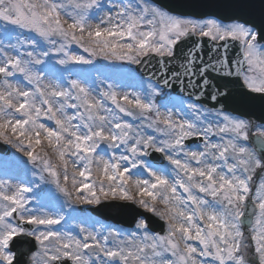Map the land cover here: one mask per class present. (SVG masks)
Returning <instances> with one entry per match:
<instances>
[{
	"label": "snow or ice",
	"instance_id": "6c2138e0",
	"mask_svg": "<svg viewBox=\"0 0 264 264\" xmlns=\"http://www.w3.org/2000/svg\"><path fill=\"white\" fill-rule=\"evenodd\" d=\"M97 60L148 75L138 90L97 86L75 71ZM256 99L264 0L259 23L158 0H0V143L24 158L23 175L0 179V264H264V123L233 106ZM37 177L65 198L59 209L39 203ZM109 197L155 219L136 212L131 232L59 227L64 207Z\"/></svg>",
	"mask_w": 264,
	"mask_h": 264
},
{
	"label": "water",
	"instance_id": "95a60500",
	"mask_svg": "<svg viewBox=\"0 0 264 264\" xmlns=\"http://www.w3.org/2000/svg\"><path fill=\"white\" fill-rule=\"evenodd\" d=\"M159 3L168 5L171 11L177 15L192 16L195 18H202L205 16H215V17H225L239 15L244 19L253 20L256 23L260 22V0H158ZM244 5H253L254 7H245ZM208 43L205 42V47ZM180 49H177L179 54ZM231 55H235L233 49H229ZM153 65L156 61H152ZM135 70L142 76L147 78L148 69L143 65H136ZM230 79H234L230 77ZM236 89H239V84L235 85ZM223 91V90H222ZM179 89L173 94L177 95ZM207 107L211 108L212 103H208ZM237 107L240 112L243 113L244 118L256 121L258 123H264V104L261 103L259 99L245 102L243 104L233 105ZM216 108L222 107V105H215ZM234 114V113H233ZM187 145L199 143L194 139H190ZM0 153L5 156L9 154L8 148L0 143ZM151 162L155 164H166L162 154L154 153L150 157ZM93 212L105 220H112L114 223H121L124 225H132L139 216H135L136 212L143 213L145 216L151 219L153 218L150 214L145 213L131 204H118L115 202L105 203L93 210ZM135 216V219H134ZM163 226V222L160 221L159 224L153 225L150 223V227H153L156 231H160ZM30 238H22L19 243L25 244ZM35 248H33V251ZM30 255V253H29ZM27 258V257H26Z\"/></svg>",
	"mask_w": 264,
	"mask_h": 264
},
{
	"label": "rangeland",
	"instance_id": "374dc122",
	"mask_svg": "<svg viewBox=\"0 0 264 264\" xmlns=\"http://www.w3.org/2000/svg\"><path fill=\"white\" fill-rule=\"evenodd\" d=\"M7 42L8 41L6 40L4 41V43ZM12 42L15 43V40H13ZM73 47H75V45ZM79 51L81 54L87 55L86 53H83L82 50ZM118 64L121 65V67L115 68L110 66L109 62L107 61L97 60L96 62H94L93 65L78 66L75 69V71L78 74L90 76L92 79L96 81L97 86H100V81L107 78L109 82H112L114 84L124 85V87H120L117 89L120 92L138 90L136 88V85L139 83L140 77L135 73L133 69L134 65L128 64L127 62H118ZM252 131H256V129L255 130L253 129ZM189 148L195 149L196 145L190 146ZM9 150H10V154L8 156L6 157L0 156V179H4V180H8L9 177H14L17 174L23 175V173L20 172L19 161L23 160L24 158L20 153H16L14 149L9 148ZM49 154L50 156H52L53 159H55V156L51 153V151L49 152ZM17 158H19V160ZM137 178L142 179L146 177L133 176V179H137ZM28 179L29 180L33 179L30 173L28 175ZM35 182L40 183V188L43 190L40 191L39 203L48 205V208H46V210L52 211L54 209H59L60 205L64 204L65 198L61 194L55 192V188L53 185L40 182L38 177L36 178ZM134 192L135 190L133 189V193ZM46 193H50V195H46ZM108 200H119V199H114L109 197ZM102 201H106V200H102ZM36 204L37 202L33 201L30 204V206L35 207ZM80 206H89V205L72 204L70 207L63 208L65 221L62 222L61 225L59 226L61 229L65 231L72 230L75 233L76 231H78V226L81 224L82 221L85 222L84 224L85 227H88L89 224H93L94 227L102 228L105 232H107L108 230H120L122 232H131L134 228L133 227L130 230H125L120 227L114 226L110 223L103 222L97 219L96 217L92 216L89 212L80 211L79 209ZM73 209H76V211H73Z\"/></svg>",
	"mask_w": 264,
	"mask_h": 264
}]
</instances>
